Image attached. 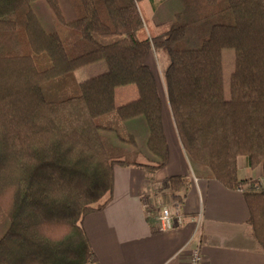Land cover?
Here are the masks:
<instances>
[{"label": "trees", "instance_id": "trees-1", "mask_svg": "<svg viewBox=\"0 0 264 264\" xmlns=\"http://www.w3.org/2000/svg\"><path fill=\"white\" fill-rule=\"evenodd\" d=\"M34 1L0 0V264H93L80 223L110 201L117 163L102 132L133 144L122 122L143 117L154 161L120 163L153 171L166 165L150 53L166 56L164 90L190 163L205 179L242 191L264 252V187L240 181L236 167L242 156L264 176V0H179L182 9L161 34L150 32L142 0H69L72 21L58 0H44L54 32L43 28ZM226 49L234 53L227 99ZM98 61L106 72L73 94L50 95L46 84ZM125 86L137 98L116 106L115 90ZM189 187L188 178L169 177L166 195L181 204Z\"/></svg>", "mask_w": 264, "mask_h": 264}, {"label": "crops", "instance_id": "crops-1", "mask_svg": "<svg viewBox=\"0 0 264 264\" xmlns=\"http://www.w3.org/2000/svg\"><path fill=\"white\" fill-rule=\"evenodd\" d=\"M153 61L150 53L145 64L154 74L161 99L168 161L156 171L120 163L128 162L126 158L134 160L131 162L153 163L154 158L146 148L147 126L143 117L122 122L123 131L133 137V144L121 142L113 132L101 133L117 163L113 167L110 201L101 210L85 215L80 223L90 243L93 264H189L196 247L202 264H264V252L254 237L242 191L228 190L215 180L205 179L204 172L192 166L185 154L164 84L157 79L162 74ZM104 72L105 62L98 61L70 75L76 86ZM136 98L134 86L115 90L116 106ZM108 117L113 119L112 115ZM236 167L240 181L264 179L261 166L250 168L245 157L237 158ZM172 176H184L190 182L181 204L170 202L166 195V180ZM163 204L172 215L183 216L182 224L175 222L169 231L161 230L158 221Z\"/></svg>", "mask_w": 264, "mask_h": 264}, {"label": "rangeland", "instance_id": "rangeland-1", "mask_svg": "<svg viewBox=\"0 0 264 264\" xmlns=\"http://www.w3.org/2000/svg\"><path fill=\"white\" fill-rule=\"evenodd\" d=\"M63 16L66 21H72L74 19V12L69 0H58ZM139 7L142 12V16L145 19V22L149 29L155 34H161L165 32L170 24L173 22L174 14L182 9L181 3L179 0H142L139 4ZM32 10L38 16L43 28L47 32H54L56 28V19L45 3L44 0H36L31 4ZM49 18V19H48ZM160 22V23H159ZM154 64L157 69L160 71L161 77L163 76L164 70L167 65V59L164 54L155 55L153 53ZM222 65H223V82H224V96L227 99L229 96L228 86H229V77L233 71L234 65V53L232 50H223L222 52ZM163 71V72H162ZM157 78L158 81L162 84V78ZM46 87L50 91V95H69L76 92L75 83L70 74H66L62 77H59L48 84ZM114 118L112 122H115V114H111ZM109 122V120H108ZM107 148L110 152L112 159L116 160L114 154L111 152L112 148L107 142ZM126 161L131 162L133 159L126 158ZM127 162V163H128ZM262 187H264V179L260 182ZM162 207H167L162 205ZM168 208V207H167ZM169 209V208H168ZM161 210V209H160ZM172 214V213H171Z\"/></svg>", "mask_w": 264, "mask_h": 264}, {"label": "built area", "instance_id": "built-area-1", "mask_svg": "<svg viewBox=\"0 0 264 264\" xmlns=\"http://www.w3.org/2000/svg\"><path fill=\"white\" fill-rule=\"evenodd\" d=\"M158 221L161 230L169 231L173 228L175 222H177L178 224H182L183 216L180 214L174 216L171 214L170 210L167 207H162L158 216ZM189 264H202V259L198 247L192 250Z\"/></svg>", "mask_w": 264, "mask_h": 264}]
</instances>
